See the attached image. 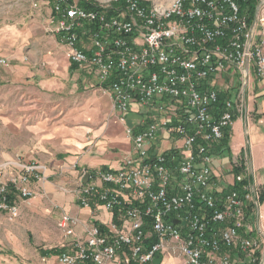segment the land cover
<instances>
[{"label":"built area","instance_id":"2783aa9c","mask_svg":"<svg viewBox=\"0 0 264 264\" xmlns=\"http://www.w3.org/2000/svg\"><path fill=\"white\" fill-rule=\"evenodd\" d=\"M39 1L51 4L45 32L66 48L70 64L94 73L117 112L135 110L147 122L125 131L133 156L95 174L100 187L87 182L76 192L80 207L96 203L110 214L105 229L86 226L83 242L75 236L78 219L61 214L56 228L73 241L59 264H148L160 254L182 256L184 264H241L234 256L244 255L255 264L251 189L239 174L241 191L218 197L211 150L241 110L227 95L217 107L224 93L215 81L227 72L243 83L250 73L264 80V0L95 1L90 10L79 0ZM7 66L0 58V68ZM160 132L174 148L152 155ZM14 167L21 172L7 177ZM42 169L0 165V213L17 215L16 198L35 196L27 183Z\"/></svg>","mask_w":264,"mask_h":264},{"label":"crops","instance_id":"0c3cea01","mask_svg":"<svg viewBox=\"0 0 264 264\" xmlns=\"http://www.w3.org/2000/svg\"><path fill=\"white\" fill-rule=\"evenodd\" d=\"M50 11L51 4L39 0H0V58L8 61L7 67L0 68V165L34 163L43 168L35 173L37 179L32 176L27 183L35 201L16 198L19 209L31 203L45 204V216L40 229L29 232L28 242L33 245L15 244V250L2 252L14 257L15 264H59L58 254L47 252L72 251L73 238L64 237L56 228L63 213L78 219L75 236L83 242L86 226L105 229L112 219L110 214L96 203L80 207L76 192L84 184L85 174L87 182L100 187L95 174L115 171L123 159L133 156L125 131L132 127L139 132L147 123L135 110L117 112L94 73L70 64L66 48L45 32ZM214 85L227 97L238 98L241 110L235 114L227 143L211 150L215 174L211 188L222 197L237 184L235 176L246 174L254 197L248 211L252 237L258 239L264 236V198L260 199L264 192V80H256L250 73L243 83L237 74L227 72ZM155 115L158 120L163 118V114ZM172 142L169 134L160 132L151 154L173 149ZM20 172L9 169L5 175ZM44 197L45 202L40 201ZM52 208L59 214L53 216L55 227L53 217L46 216ZM5 217L0 216V231L6 237H21L19 229L6 225L29 216ZM234 258L241 264L247 262L243 255ZM148 264H184V258L160 254Z\"/></svg>","mask_w":264,"mask_h":264},{"label":"rangeland","instance_id":"374dc122","mask_svg":"<svg viewBox=\"0 0 264 264\" xmlns=\"http://www.w3.org/2000/svg\"><path fill=\"white\" fill-rule=\"evenodd\" d=\"M87 1H91L94 4L98 1L102 2V3H109L113 0H87ZM96 1V2H95ZM125 119L128 122H131L130 117H125ZM16 163V162H15ZM16 168L18 167H14L12 168V170H16ZM244 175V182L247 181L246 177H245V173H241ZM41 176V175H40ZM255 193V191H253ZM261 196V195H260ZM36 196H34L33 198H31L33 201H35ZM32 201V202H33ZM40 201L45 202V197L43 199H40ZM0 216H9L7 214L4 213H0ZM16 216H29L26 219H20L19 221L16 220L13 222H8L6 227L9 229H19L21 231V237H6L5 234H3V232L0 231V264H15L14 263V257H8L5 254H2V252L5 251H12L15 250L16 246L15 244H24L26 246L28 245H33V242H28L29 240V232L32 231H36L37 229H40V225L42 224V216H45V204L44 205H39V204H34L31 203L30 206H28L27 208L21 207L20 209H18V214ZM31 216H34V218H32ZM46 216H59V214L56 212V210L54 208H52V211L50 212V214H46ZM7 218V217H5ZM36 218V219H35ZM251 216L250 214H248V223L252 224L253 222L251 221ZM34 219V220H33ZM38 219V220H37ZM53 225L55 227V222H56V218L53 217ZM1 228V227H0ZM31 238V237H30ZM17 241H19V243H17ZM256 241L258 242V244L260 245V253L259 257L257 255L256 258V263L255 264H264V236L263 237H259L258 239H256ZM38 244H42V243H38ZM50 246L53 248L54 246H57L56 244H50ZM2 255L4 257H2ZM242 256V255H240ZM244 256V255H243ZM244 258H246V256H244Z\"/></svg>","mask_w":264,"mask_h":264},{"label":"trees","instance_id":"16d2710c","mask_svg":"<svg viewBox=\"0 0 264 264\" xmlns=\"http://www.w3.org/2000/svg\"><path fill=\"white\" fill-rule=\"evenodd\" d=\"M112 5H114V3H112ZM79 6L85 10H90L93 8V3L91 1H87V0H79ZM225 94H221L219 96V103L217 105V107L220 109L222 107V102H223V99L225 98ZM228 132L229 130L225 129L223 130V136H222V139L214 145V147H218V146H221V145H225L227 143V140H228ZM244 184H247V181L244 182ZM232 190H239L241 191V185L239 184H236L234 186V188ZM231 191V190H230ZM264 198V192L261 194V197L260 199L262 200ZM113 220L116 222L117 221V216H113ZM149 228H145V230H148ZM62 251L60 250H57V249H52L50 251H48L47 253L48 254H59L61 253ZM248 264H251V263H248Z\"/></svg>","mask_w":264,"mask_h":264},{"label":"water","instance_id":"95a60500","mask_svg":"<svg viewBox=\"0 0 264 264\" xmlns=\"http://www.w3.org/2000/svg\"><path fill=\"white\" fill-rule=\"evenodd\" d=\"M87 179H88V175H85V176H84V182H83L84 184L87 183Z\"/></svg>","mask_w":264,"mask_h":264}]
</instances>
